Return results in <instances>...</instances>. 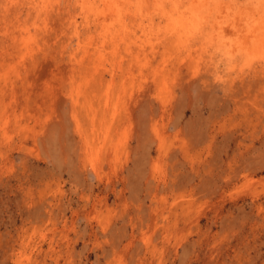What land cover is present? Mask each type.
Wrapping results in <instances>:
<instances>
[{
	"label": "rangeland",
	"instance_id": "obj_1",
	"mask_svg": "<svg viewBox=\"0 0 264 264\" xmlns=\"http://www.w3.org/2000/svg\"><path fill=\"white\" fill-rule=\"evenodd\" d=\"M130 1L0 0V264H264V0Z\"/></svg>",
	"mask_w": 264,
	"mask_h": 264
},
{
	"label": "bare ground",
	"instance_id": "obj_2",
	"mask_svg": "<svg viewBox=\"0 0 264 264\" xmlns=\"http://www.w3.org/2000/svg\"><path fill=\"white\" fill-rule=\"evenodd\" d=\"M81 2H82V4L80 5L81 7H82V9H81V7H80V9L81 10H83L84 12H87L88 13V16H89V14H91V15H93L94 17L95 16H97V17H101L102 15H107V13L109 14V15H107V17L106 18H108V17H114L119 23H120V25H123V23L125 22V20L126 19H128L129 20V18H127V16L128 15H130L132 12H130V3H131V1L130 0H123V1H119V0H100V4H97L98 3V1H96V0H94V3H87L88 1H86V0H80ZM91 1V0H90ZM136 1H138V0H136ZM142 2H143V0H141ZM140 1V2H141ZM145 1V0H144ZM167 1V0H166ZM166 1H164L165 3H166ZM207 1V0H206ZM139 2V1H138ZM142 2L141 3H138V4H142ZM146 2V1H145ZM159 2V1H158ZM220 2V1H219ZM218 2V3H219ZM70 3V2H69ZM137 3V2H136ZM152 3V2H151ZM164 3V4H165ZM167 3H169V2H167ZM14 4V3H13ZM22 4H24V3H22ZM78 4H79V2H78ZM208 4V3H207ZM209 4H210V2H209ZM208 4V5H209ZM217 4V3H216ZM9 5V4H8ZM133 5V4H132ZM148 5V4H147ZM147 5H146V7L145 8H148L147 7ZM163 5V4H162ZM172 5V4H171ZM208 5H207V8H209L208 7ZM220 6H221V3L219 4ZM31 6V5H30ZM139 6V5H138ZM144 5L142 4V7H143ZM149 6V5H148ZM150 6H151V4H150ZM168 6V5H167ZM202 6H203V4H202ZM140 7V6H139ZM141 7V8H142ZM161 7V6H160ZM174 7V6H173ZM16 8V7H15ZM219 8V7H218ZM11 9V8H10ZM193 9H194V12H195V6L193 7ZM213 9V8H212ZM212 9H211V11H212ZM36 10V9H35ZM62 10V9H61ZM140 10V9H139ZM138 10V11H139ZM143 8H142V12H143ZM166 10V9H165ZM199 10H200V8H199ZM198 10V11H199ZM205 10V9H204ZM220 10V9H219ZM23 11V10H22ZM146 11V10H145ZM144 11V12H145ZM150 11H152V10H150ZM161 11H163V10H161ZM190 11V10H189ZM197 11V12H198ZM209 11V10H208ZM146 12H148L149 13V11H146ZM205 12V11H204ZM214 12V11H213ZM222 12H223V10H222ZM82 13V12H81ZM136 13V12H135ZM140 13V12H139ZM156 13V12H155ZM161 13V12H160ZM206 13V12H205ZM217 13V12H216ZM215 13V14H216ZM20 14H22V13H20ZM163 14H164V12H163ZM166 14H167V12H166ZM189 14V13H188ZM190 14H192V12H190ZM189 14V15H190ZM196 14V13H195ZM210 14H212L211 12H210ZM209 14V15H210ZM220 14V13H219ZM223 14V13H222ZM71 15V14H70ZM141 15V14H140ZM158 15V14H157ZM208 15V14H207ZM208 15V16H209ZM31 16V15H30ZM48 16H49V14H48ZM150 17H151V15H149ZM166 16V15H165ZM170 16H172V14L170 15ZM169 16V17H170ZM194 16V15H193ZM192 16V17H193ZM222 16H224V14L222 15ZM221 16V17H222ZM10 17V16H9ZM21 17V16H20ZM19 17V18H20ZM71 17V16H70ZM97 17H96V19H97ZM103 17H105V16H103ZM143 17V16H142ZM153 17V16H152ZM159 17V16H158ZM163 17V16H162ZM199 17V16H198ZM205 17V16H204ZM224 17H226V16H224ZM126 18V19H125ZM136 18V17H135ZM161 18V17H160ZM206 18V17H205ZM73 19V18H72ZM104 19V18H103ZM132 19V18H131ZM130 19V20H131ZM141 19H143V18H141ZM150 19V18H149ZM169 19V18H168ZM172 19V18H171ZM189 19V18H188ZM29 20H30V18H29ZM89 20V19H88ZM94 20V19H93ZM208 20V19H207ZM75 20H73V22H74ZM100 21V20H99ZM158 21V20H157ZM166 21V20H165ZM186 21L188 22V20H185V24H186ZM190 21H191V18H190ZM102 22V21H101ZM107 22V21H106ZM131 22V21H130ZM153 22V21H152ZM162 22V21H161ZM199 22V21H198ZM203 22V21H202ZM209 22H210V20H209ZM208 22V23H209ZM75 23V22H74ZM96 23V22H95ZM192 23V22H191ZM204 23V22H203ZM205 23H206V21H205ZM262 23V22H261ZM157 24V23H156ZM91 25V24H90ZM113 25V24H112ZM150 25V24H149ZM148 25V26H149ZM167 24H165V26H166ZM173 25V24H172ZM172 25H170V27H172ZM191 25V24H190ZM189 25V26H190ZM200 25V23L197 25V28H198V26ZM204 25V24H203ZM235 25V24H234ZM264 25V24H263ZM47 26V25H46ZM103 26V25H102ZM142 26L144 27V25L142 24ZM146 26V25H145ZM177 26H180V25H177ZM184 26V25H183ZM182 26V27H183ZM186 26V25H185ZM188 26V27H189ZM206 26V25H205ZM205 26H204V28H205ZM89 27V26H88ZM113 27V26H112ZM124 27V26H123ZM135 27V26H134ZM137 27V26H136ZM142 27V28H143ZM150 27H152L151 25H150ZM157 27V26H156ZM155 27V28H156ZM175 27V26H174ZM195 27H196V25H195ZM235 27V26H234ZM256 27V26H255ZM103 28L104 29H106L105 30V34H103L105 37H106V39L104 38V36H103V38L105 39V41H103L102 43H100L101 44V46H99L100 47V50L101 49H103V50H105V48H106V40H108L107 38H108V35H109V33H108V31L110 30L107 26H103ZM102 28V29H103ZM116 28V27H115ZM128 28H129V26H128ZM145 28V27H144ZM143 28V29H144ZM185 28V27H184ZM190 28V27H189ZM257 28V27H256ZM96 29V28H95ZM103 29V30H104ZM142 29V30H143ZM150 29V28H149ZM152 29V28H151ZM168 29H170V28H168ZM192 29H193V25H192ZM261 29V28H260ZM128 30V29H127ZM129 30H130V28H129ZM154 30V29H153ZM171 30V29H170ZM122 31H123V29H122ZM144 31H146V30H144ZM151 31V30H150ZM181 32H182V30H180ZM192 31H194V29L192 30ZM196 31V30H195ZM194 31V32H195ZM199 31V30H198ZM205 31V30H204ZM220 31H222V30H220ZM136 32V31H135ZM169 32V31H168ZM174 32H175V29H174ZM176 32H177V28H176ZM14 33V32H13ZM17 33V32H16ZM103 33V32H102ZM120 33V32H119ZM119 33H118V35H119ZM125 33V32H124ZM128 33V32H127ZM137 33V32H136ZM135 33V34H136ZM155 33V32H154ZM157 33V32H156ZM164 33V32H163ZM166 33V32H165ZM170 33V32H169ZM179 33V32H178ZM177 33V34H178ZM183 33V32H182ZM185 33V32H184ZM183 33V34H184ZM204 33V32H203ZM134 34V35H135ZM180 34V33H179ZM199 34H200V32H199ZM198 34V35H199ZM218 35H219V33H217ZM222 34V33H221ZM11 35V34H10ZM117 35V34H116ZM170 35V34H169ZM185 35V34H184ZM19 36V35H18ZM130 37V36H129ZM128 37V38H129ZM140 37V36H139ZM159 37V36H158ZM169 37V36H168ZM170 37H171V35H170ZM179 37V36H178ZM183 37V36H182ZM185 37V36H184ZM190 37V36H189ZM111 38V37H110ZM117 38V37H116ZM133 38V37H132ZM142 38V37H141ZM101 39V38H100ZM118 39V38H117ZM160 39V38H159ZM158 39V40H159ZM164 39V38H163ZM221 39H222V37H221ZM3 40V39H2ZM6 40H9V39H6ZM123 40V39H122ZM131 40V39H130ZM139 40V39H138ZM192 40H193V38H192ZM4 41V40H3ZM17 41V40H16ZM161 41H163V40H161ZM173 41V40H172ZM176 41H177V39H176ZM5 42V41H4ZM115 42V41H114ZM118 42V41H117ZM212 42V41H211ZM7 43V42H6ZM111 43V42H110ZM151 43V42H150ZM162 43V42H161ZM182 43V42H181ZM213 43V42H212ZM107 44H109V43H107ZM115 44V43H114ZM135 45H136V43H134ZM112 45V44H111ZM116 45V44H115ZM186 45V44H185ZM187 46V45H186ZM116 47V46H115ZM119 47V46H118ZM116 48V50L115 51H117L119 48ZM131 47V46H130ZM129 47V48H130ZM150 47V46H149ZM180 47V46H179ZM196 47V46H195ZM128 48V49H129ZM139 48H140V46H139ZM145 48V47H144ZM151 48H153V46L151 47ZM150 48V49H151ZM187 48V47H186ZM224 48H225V46H224ZM223 48V49H224ZM232 48V47H231ZM115 49V48H114ZM127 49V48H126ZM218 49V48H217ZM96 50H98V48L96 49ZM133 50V49H132ZM140 50V49H139ZM152 50V49H151ZM183 50V49H182ZM114 51V50H113ZM127 51V50H126ZM153 51V50H152ZM188 51H189V49H188ZM134 52V51H133ZM150 52V51H149ZM148 52V53H149ZM181 52V51H180ZM220 52V51H219ZM97 53V52H96ZM129 53V52H128ZM157 53V52H156ZM232 53V52H231ZM98 54H100V52H98ZM104 54V53H103ZM153 54V53H152ZM154 54H155V52H154ZM182 54V53H181ZM227 54H230V52L228 51L227 52ZM106 55H107V53H106ZM117 55H118V53H117ZM131 55V54H130ZM149 55V54H148ZM74 56V55H73ZM98 57H99V55H97ZM100 56H102V55H100ZM119 56H121V55H119ZM134 56V55H133ZM150 56V55H149ZM153 57V56H152ZM75 58V57H74ZM102 58L103 57H101V60H102ZM105 58V57H104ZM122 58V57H121ZM125 58V57H124ZM138 58V57H137ZM70 59H72V58H70ZM106 59V58H105ZM139 59V58H138ZM149 58H148V56H147V60H148ZM80 60V59H79ZM124 60V59H123ZM136 60V59H135ZM104 61V60H103ZM70 62V61H69ZM80 62V61H79ZM100 62V61H99ZM118 62V61H117ZM150 62V61H149ZM72 63L74 64V62L72 61ZM147 62H145V64H146ZM151 63V62H150ZM73 64H72V67H74L73 66ZM122 64V63H121ZM149 64V63H148ZM69 65V64H68ZM77 65H78V62H77ZM119 65H120V63H119ZM146 66H148V65H146ZM70 67V66H69ZM119 67V66H118ZM145 67V66H144ZM71 68V67H70ZM83 68V67H82ZM73 69V68H72ZM71 69V70H72ZM107 69V68H106ZM76 70V69H75ZM79 70H80V68H79ZM105 70V69H104ZM112 70V69H111ZM73 71V70H72ZM108 71V70H107ZM74 72V71H73ZM72 72V73H73ZM76 72H77V70H76ZM114 73V72H113ZM102 74V73H101ZM112 74V73H111ZM100 76H102V75H100ZM101 80V79H100ZM261 82V81H260ZM98 83H99V80H98ZM164 84V83H163ZM163 89V88H162ZM106 96V95H105ZM161 96V95H160ZM76 97V96H75ZM111 98V97H110ZM77 100V99H76ZM76 100H75V103H76ZM86 101V100H85ZM107 101L108 102H110L108 99L105 101L106 102V105H107ZM80 102H82V101H80ZM78 104V103H77ZM81 104V103H80ZM80 104H78V105H80ZM108 106V105H107ZM110 106V105H109ZM106 107V106H105ZM88 112H89V110H88ZM77 131V130H76ZM78 133V132H77ZM84 138V137H83ZM85 152V151H84ZM86 154V153H85ZM87 159V158H86ZM89 159H90V157H89ZM86 163V162H85ZM93 166V165H92ZM92 169V168H91ZM94 169V168H93ZM97 173V172H96Z\"/></svg>",
	"mask_w": 264,
	"mask_h": 264
}]
</instances>
